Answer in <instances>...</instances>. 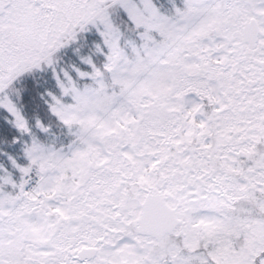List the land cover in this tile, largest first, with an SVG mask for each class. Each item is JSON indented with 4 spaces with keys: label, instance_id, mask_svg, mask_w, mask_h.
<instances>
[{
    "label": "snow or ice",
    "instance_id": "obj_1",
    "mask_svg": "<svg viewBox=\"0 0 264 264\" xmlns=\"http://www.w3.org/2000/svg\"><path fill=\"white\" fill-rule=\"evenodd\" d=\"M0 264H264V0H0Z\"/></svg>",
    "mask_w": 264,
    "mask_h": 264
}]
</instances>
